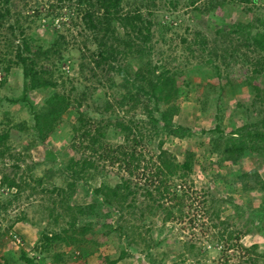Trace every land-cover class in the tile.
I'll list each match as a JSON object with an SVG mask.
<instances>
[{"label":"rangeland","instance_id":"obj_1","mask_svg":"<svg viewBox=\"0 0 264 264\" xmlns=\"http://www.w3.org/2000/svg\"><path fill=\"white\" fill-rule=\"evenodd\" d=\"M257 130L264 0H0V264H264Z\"/></svg>","mask_w":264,"mask_h":264},{"label":"trees","instance_id":"obj_2","mask_svg":"<svg viewBox=\"0 0 264 264\" xmlns=\"http://www.w3.org/2000/svg\"><path fill=\"white\" fill-rule=\"evenodd\" d=\"M45 57H47V54L45 55ZM19 63L22 65V67L25 69V71H23V75H24V79L26 84H24L25 86V92H27L28 90L33 91L34 89H39V88H43V87H54L55 84H52L50 82H39L38 80H36L33 75L31 74L30 76V72L28 70L26 61L23 58L19 57ZM33 78V79H32ZM30 79H32L31 83H30ZM29 81V83L27 82ZM67 100V99H66ZM58 103H65V97L64 96H59L58 94H54L52 97L48 98L46 101V105L47 106H56ZM79 107L81 106L80 104H77ZM165 121H168L167 119H165ZM126 131H128L129 129L126 127L125 128ZM165 129L173 134H178L180 136L186 134L187 129L181 127V126H176L175 128L172 129L171 127V122H165ZM248 136H250V134H247ZM255 139H259L260 141L264 140V135L261 133H258V130L256 131V133L254 132L253 136ZM181 169H183L184 171H190V164H188L187 162L183 163L181 165ZM118 189H127V185H121L117 187ZM118 195V191L117 189H114V197H116ZM223 232L221 233V237L223 236ZM195 248V247H192Z\"/></svg>","mask_w":264,"mask_h":264}]
</instances>
